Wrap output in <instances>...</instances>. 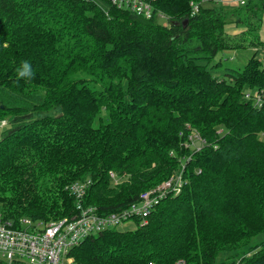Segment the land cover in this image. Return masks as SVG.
<instances>
[{"label": "trees", "instance_id": "16d2710c", "mask_svg": "<svg viewBox=\"0 0 264 264\" xmlns=\"http://www.w3.org/2000/svg\"><path fill=\"white\" fill-rule=\"evenodd\" d=\"M100 1L0 0V210L72 215L69 186L90 178L84 203L109 213L185 165L181 191L147 223L102 230L70 254L78 264H217L220 253L219 264H264V59L254 51L222 67L226 51L262 44L264 0L233 10L150 0L152 17ZM231 11L238 34L226 31ZM24 61L30 79L18 77ZM191 129L205 139L198 150L184 144Z\"/></svg>", "mask_w": 264, "mask_h": 264}, {"label": "built area", "instance_id": "2783aa9c", "mask_svg": "<svg viewBox=\"0 0 264 264\" xmlns=\"http://www.w3.org/2000/svg\"><path fill=\"white\" fill-rule=\"evenodd\" d=\"M244 4L246 0H237ZM119 7L126 6L138 14L152 17L154 12L150 0H110ZM193 12L198 11V4L191 2ZM158 16L164 17L160 12ZM167 23V22H165ZM256 94L254 103H260ZM2 120L0 125L4 124ZM197 141L200 143L197 144ZM205 139L194 129L191 130L186 146L200 149ZM184 168L151 188L143 190L139 198L128 206L109 213H101L98 206L85 204L84 198L92 180L76 181L69 186L75 195L76 212L48 222L24 216L11 219L0 210V264H78L70 254L72 247L84 238L97 234L107 228H113L120 222L134 220L136 224H145L149 215L167 193H178L185 184ZM109 175L115 184L123 181L117 172L110 170ZM173 264H186L178 259ZM238 264V263H236Z\"/></svg>", "mask_w": 264, "mask_h": 264}, {"label": "rangeland", "instance_id": "374dc122", "mask_svg": "<svg viewBox=\"0 0 264 264\" xmlns=\"http://www.w3.org/2000/svg\"><path fill=\"white\" fill-rule=\"evenodd\" d=\"M96 1L99 2L100 4H102L103 6H106V4L102 3L100 0H96ZM203 2H204L205 6L222 7V5H223L222 2H215V0H203ZM238 6H240V5L238 4ZM238 6H236V7H238ZM226 17H228V21L226 22V25H225L226 31L228 33L239 32L241 27H243L242 25H244V23L239 24L237 21H234L235 18L237 17V13H233V11H231V12L226 14ZM236 24H237V26H236ZM259 31H260V29H259ZM259 35H260V33H259ZM260 40H261V38H260ZM262 46H264L263 41H262V44H258L257 46L255 45L254 47L250 46V47H244V48L226 51V53H225L226 59L223 60V66L222 67H225V66H237V67L241 66L247 62V60L253 54L254 51H257V55L263 57V59H264V52L262 50V49H264V47H262ZM218 58H219V56H217L214 59V61H217ZM223 72L224 71L222 69H220V70L218 69V73H223ZM193 152L194 151H192L191 154L187 155V157L193 156V154H194ZM136 226H137V224L134 220H128V221L120 222L116 226H112V227L116 228L118 230H126V229L135 228ZM224 257H225V254L220 253L218 256V259H217V264H219L224 259Z\"/></svg>", "mask_w": 264, "mask_h": 264}, {"label": "crops", "instance_id": "0c3cea01", "mask_svg": "<svg viewBox=\"0 0 264 264\" xmlns=\"http://www.w3.org/2000/svg\"><path fill=\"white\" fill-rule=\"evenodd\" d=\"M215 2H222V4H223L222 5V8H225L227 10H233L239 4V2L237 0H215ZM202 4L204 5L203 0H202ZM236 26H237V24H236ZM244 29H245V27H241V29H240L239 32L230 33V34H238V33H240ZM259 33H260V38H261V40L264 43V16H263V19H262V25H261V28H260ZM262 47H264V46H262ZM262 50L264 52V49H262Z\"/></svg>", "mask_w": 264, "mask_h": 264}, {"label": "clouds", "instance_id": "9594fccd", "mask_svg": "<svg viewBox=\"0 0 264 264\" xmlns=\"http://www.w3.org/2000/svg\"><path fill=\"white\" fill-rule=\"evenodd\" d=\"M35 73L32 70V66L28 61H24L22 63L21 69L18 71L19 78H32L34 77Z\"/></svg>", "mask_w": 264, "mask_h": 264}, {"label": "water", "instance_id": "95a60500", "mask_svg": "<svg viewBox=\"0 0 264 264\" xmlns=\"http://www.w3.org/2000/svg\"><path fill=\"white\" fill-rule=\"evenodd\" d=\"M200 142L199 141H197V144H199Z\"/></svg>", "mask_w": 264, "mask_h": 264}]
</instances>
